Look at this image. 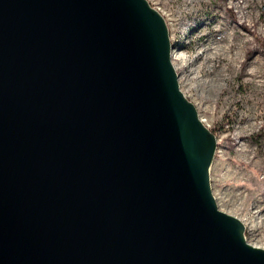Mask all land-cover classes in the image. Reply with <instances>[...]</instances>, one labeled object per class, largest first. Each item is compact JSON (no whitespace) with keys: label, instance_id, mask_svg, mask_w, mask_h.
<instances>
[{"label":"water","instance_id":"water-1","mask_svg":"<svg viewBox=\"0 0 264 264\" xmlns=\"http://www.w3.org/2000/svg\"><path fill=\"white\" fill-rule=\"evenodd\" d=\"M173 49L148 0H0V264H264Z\"/></svg>","mask_w":264,"mask_h":264},{"label":"rangeland","instance_id":"rangeland-1","mask_svg":"<svg viewBox=\"0 0 264 264\" xmlns=\"http://www.w3.org/2000/svg\"><path fill=\"white\" fill-rule=\"evenodd\" d=\"M148 2L168 25L180 89L217 136L218 207L264 249V0Z\"/></svg>","mask_w":264,"mask_h":264},{"label":"bare ground","instance_id":"bare-ground-1","mask_svg":"<svg viewBox=\"0 0 264 264\" xmlns=\"http://www.w3.org/2000/svg\"><path fill=\"white\" fill-rule=\"evenodd\" d=\"M173 56V55H172ZM174 57H176V56H174ZM173 58V57H172ZM177 58H180L179 56L177 57ZM181 58H184V57H181ZM182 60H184V59H182Z\"/></svg>","mask_w":264,"mask_h":264}]
</instances>
